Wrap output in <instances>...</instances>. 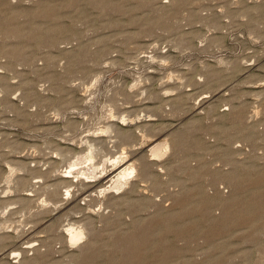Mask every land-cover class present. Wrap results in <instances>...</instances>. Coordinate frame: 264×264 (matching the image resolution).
I'll use <instances>...</instances> for the list:
<instances>
[{
  "label": "rangeland",
  "instance_id": "rangeland-1",
  "mask_svg": "<svg viewBox=\"0 0 264 264\" xmlns=\"http://www.w3.org/2000/svg\"><path fill=\"white\" fill-rule=\"evenodd\" d=\"M143 133L174 139L166 180ZM126 147L153 179L99 193ZM23 260L264 264V0H0V264Z\"/></svg>",
  "mask_w": 264,
  "mask_h": 264
},
{
  "label": "bare ground",
  "instance_id": "bare-ground-1",
  "mask_svg": "<svg viewBox=\"0 0 264 264\" xmlns=\"http://www.w3.org/2000/svg\"><path fill=\"white\" fill-rule=\"evenodd\" d=\"M148 89V88H147ZM144 91V90H143ZM252 113H253V111H252ZM112 114V113H111ZM254 114V113H253ZM257 114V113H256ZM255 115V114H254ZM113 117V116H112ZM124 118H125V116H124ZM127 120V119H126ZM111 125L110 124H107V125H105V127H104V130L105 131H110L109 132V134L113 131L112 129H110L109 130V128H111L110 127ZM114 129V128H113ZM141 131V130H140ZM143 131H145V130H143ZM113 133V132H112ZM114 134V133H113ZM118 134V136H119V133H117ZM117 134H115V135H117ZM155 135V134H154ZM154 135H152L153 137H154ZM118 136H116V137H118ZM122 136H123V134L122 135H120V137L119 138H121L122 139ZM144 136V133H143V135H142V137ZM146 136V135H145ZM170 135H168V136H165L164 138H162V139H160V140H158V141H154V140H156V139H150L149 137V139H145L144 137V141H143V146H148V147H150V148H148V160H157L158 161V164H156V163H150V164H152V165H154V167L153 168H156V167H158L159 169H161L162 171H161V176L162 177H164V178H162V179H165L166 180V176H167V167H165L164 165H161L162 163L161 162H163V158L166 160L167 158H168V156L169 155H171V153H172V148H173V140L174 139H172L171 137H169ZM124 137V136H123ZM126 137V139H129L128 138V136H125ZM159 139V138H158ZM88 144V143H87ZM91 144H92V142H91ZM141 144V143H140ZM141 144V145H142ZM90 144H88V146H89ZM93 145L94 144H92V145H90V146H92L93 147ZM138 145V144H137ZM135 146V145H134ZM140 146V145H139ZM127 148V147H126ZM125 148V149H126ZM136 148H138V147H136ZM91 149H95V146H94V148H91ZM128 149V148H127ZM91 151L93 152V153H95V150H90V148H89V152L88 153H86V154H84V156H82V157H79V158H76L75 159V161H73L70 165H69V169L72 171V167L73 166H76V165H79V163H84L85 162V164H86V168H87V170H89L90 171V173L91 172H93V170H95V165H93L94 163H92L91 161H92V159H93V155H95V154H93L92 155V153H91ZM141 151V150H140ZM126 152V151H125ZM125 152H120V154L118 155V156H116V157H114V158H106L105 160H103V162H102V165L100 166V172H104V171H109V170H111L109 173H111V172H114V176H110V178H109V180H108V185L107 186H104L102 189H100V191H99V193H102V192H105V190L107 189H110V190H112V193L113 192H116V191H118V189L120 190L124 185H126L127 186V188H128V190H131V188L133 189V187H134V185H135V182H128V180H129V178H130V176H132L133 175V172L134 171H136V178H134L133 176H132V178L133 179H135L136 181H145V180H147V179H149L151 176H150V174L149 173H147L146 172V164L145 163H143L140 159H138V158H136V159H134L133 160V158H134V156L136 155V153L138 152V149H128V154H125ZM180 155V154H179ZM173 156V155H172ZM140 158V157H139ZM94 159H95V157H94ZM94 161V160H93ZM127 161H129L128 163H127ZM82 163H81V165H82ZM106 163L107 164H109V166H110V168L109 169H106ZM80 165V166H81ZM85 166V165H84ZM78 167V166H77ZM77 167H76V169H77ZM81 168H83V165H82V167ZM86 168L84 169V171L82 172V173H84L85 172V170H86ZM13 169V168H12ZM12 169H10V171L12 170ZM158 169V170H159ZM13 171V170H12ZM70 171V172H71ZM14 172V171H13ZM46 172V171H45ZM9 173V172H8ZM89 173V174H90ZM81 174V173H80ZM85 174V173H84ZM88 174V173H87ZM159 174V175H160ZM93 175V174H92ZM95 175V174H94ZM66 175H64V177H65ZM76 176V175H75ZM81 176H82V174H81ZM11 177V176H10ZM46 177V176H45ZM168 177V176H167ZM9 178V177H8ZM67 178H68V176H67ZM152 179H153V177H151ZM170 178V177H169ZM8 180V179H7ZM173 180V179H172ZM170 182V181H169ZM36 183V182H35ZM58 184H59V182H57ZM62 183V182H61ZM60 183V184H61ZM80 183V182H79ZM165 183V182H164ZM56 184V183H55ZM143 184V183H142ZM142 184H140L139 183V185H142ZM166 184H168V182H166ZM169 184H171V183H169ZM178 184V183H177ZM62 185H64V184H62ZM213 185H215V184H213ZM51 186H52V183H51ZM60 185H58V186H55L56 188L57 187H59ZM157 186H158V188H157ZM156 186V188H157V190H158V192L157 193H155V194H158L159 193V188H161V187H159V185H157ZM164 186V185H163ZM177 186V185H176ZM44 187V186H43ZM47 187V188H46ZM49 187V185H47V186H45V188H43V189H49V191H51V193H55V192H57V190L55 191V189L53 190V187H51L52 188V190L50 189V187ZM54 187V188H55ZM168 187H170V186H168ZM172 187H173V185H172ZM181 187V186H180ZM184 187V186H183ZM92 188V187H91ZM59 189V188H58ZM167 189V188H166ZM217 189H219V188H214L213 190L214 191H216ZM151 190V189H150ZM164 190V189H163ZM172 190V189H171ZM176 190V189H175ZM220 190V189H219ZM45 191V190H44ZM156 191V190H155ZM165 191H167V190H165ZM168 191H169V189H168ZM66 192H68V190L66 189ZM86 192H87V190H86ZM107 192V191H106ZM109 192V191H108ZM129 192V191H128ZM174 192V191H173ZM178 192V191H177ZM88 193V192H87ZM117 193V192H116ZM170 193V192H169ZM180 193V192H179ZM212 193V192H211ZM214 193V192H213ZM216 193V192H215ZM68 194V193H67ZM106 194V193H105ZM108 194H110V193H108ZM107 195V194H106ZM111 195V194H110ZM116 195V194H115ZM114 195V197H116ZM166 195H168V194H166ZM175 195V194H174ZM87 196H89V194H87ZM157 196V195H156ZM162 196V195H161ZM85 197V196H84ZM97 197H98V195H97ZM106 197H108V196H106ZM110 197V196H109ZM152 197V196H151ZM92 198V197H91ZM112 198V197H111ZM116 198H118V197H116ZM163 198V197H162ZM76 199V198H75ZM83 199V198H82ZM81 199V200H82ZM85 199V198H84ZM102 199H103V197H102ZM113 199V198H112ZM119 199V198H118ZM148 199V198H147ZM150 199V198H149ZM153 199L154 198H152L151 200L153 201ZM86 200V199H85ZM114 200V199H113ZM155 200H156V197H155ZM166 200V199H165ZM43 201V200H42ZM74 201V200H73ZM89 201V200H88ZM114 201H116V200H114ZM157 201V203H158V200H156ZM160 201V200H159ZM31 202V201H30ZM104 206L106 207V206H108V207H114L113 205H115V203L113 202H108V200H106V199H104ZM116 202H118V201H116ZM120 202V201H119ZM151 202V201H150ZM155 202V201H154ZM154 202H151V204H153ZM88 203V202H87ZM156 203H154V205H155ZM162 204H163V202H162ZM162 204H159V205H162ZM42 205H44L43 203H42ZM116 206V205H115ZM45 207V206H44ZM56 207V206H55ZM117 207H119V205L118 206H116L115 208H117ZM27 209H28V207H27ZM39 210V209H38ZM32 211V210H31ZM44 211H45V209H44ZM67 211V210H66ZM70 212V211H69ZM117 212H118V210H117ZM117 212L115 213V214H117ZM120 212V211H119ZM28 213H29V210H28ZM38 213H40V212H38ZM43 213V212H42ZM113 213V212H112ZM98 214V216H99V218H103V216L105 217V215L103 214V213H97ZM96 214V215H97ZM120 214L121 213H119V217H121L120 216ZM11 215V214H10ZM39 215V214H38ZM79 215V214H78ZM27 216H30V214L29 215H27ZM26 216V217H27ZM36 216H37V214H36ZM109 216H111V212H110V214H109ZM112 216H113V214H112ZM117 216V215H116ZM132 216V215H131ZM130 216V217H131ZM79 216H77V218H78ZM28 218V217H27ZM26 218V220H28ZM30 218H31V216H30ZM82 218V217H81ZM80 218V219H81ZM101 218V219H102ZM111 218V217H110ZM114 218H115V215H114ZM4 219V218H3ZM12 219V218H11ZM5 220V219H4ZM3 220V221H4ZM85 220H86V218H85ZM105 220H107V219H105L104 218V221ZM92 221V218L90 219V222ZM101 221V220H100ZM5 222V221H4ZM3 222V223H4ZM67 223L66 224H64L65 226H63L64 228H63V235H62V237L60 236V238L62 239V241H60V242H64L65 244H67L68 245V247H70V246H72V245H74V247H75V245L77 244V243H80L81 241H83V242H81V245H80V247H83V246H87V245H89V244H87V239H88V237H89V233H91V235L92 236H94L96 233H94V235L92 234L93 232L91 231L92 230V228H88V225H90L91 226V224L88 222H86V224H88V225H84L83 223H81V224H76L75 222L76 221H66ZM78 222V221H77ZM80 222V221H79ZM107 222V221H106ZM92 223V222H91ZM105 222H103V224H104ZM6 225V224H5ZM4 225V226H5ZM107 225V224H106ZM105 225V226H106ZM4 226H2L3 228H4ZM8 226V225H7ZM33 226V225H32ZM61 226V225H60ZM34 228V227H33ZM50 228V227H49ZM103 228H104V226H103ZM4 229H6V228H4ZM26 230H28V229H26ZM35 230V229H34ZM48 230V229H47ZM55 230H57V228L55 229ZM100 230V229H99ZM25 231V230H24ZM91 231V232H90ZM95 231V230H94ZM102 231V230H101ZM20 232V231H19ZM33 232V231H32ZM45 232V231H44ZM29 233V232H28ZM56 233V232H55ZM97 233H99V232H97ZM16 234V233H15ZM33 234V233H32ZM58 234V233H57ZM22 235V234H21ZM20 235V236H21ZM31 235V234H30ZM29 235V236H30ZM52 235V234H51ZM53 235H55V234H53ZM87 235V237H86V240L84 239V236H86ZM17 236V235H16ZM19 236V235H18ZM17 236V237H18ZM26 236V235H25ZM24 236V237H25ZM28 236V237H29ZM57 235H55V238H57L56 237ZM3 237H7V235H1V238H3ZM32 237H34V236H32ZM36 237V236H35ZM92 238V237H91ZM91 238H89V239H91ZM23 239V238H22ZM26 239V238H25ZM30 239V238H29ZM47 239V238H46ZM51 240V239H50ZM50 240H48L49 241V243H50ZM57 241H58V238L56 239ZM2 241H4V240H2ZM39 241V240H38ZM46 241V240H45ZM48 241H47V243H45V246L46 247H48V245H49V243H48ZM26 242V241H25ZM40 243V242H39ZM63 243V244H64ZM90 243V242H89ZM41 244H42V241H41ZM23 245V244H22ZM28 246V245H27ZM62 246V245H61ZM77 246V245H76ZM41 247V246H40ZM40 247H39V250H40ZM63 247V246H62ZM66 247V246H65ZM27 247H25V249H26ZM29 248H30V246H29ZM36 248L37 247H34V250H33V253H34V251L36 250ZM51 248V247H50ZM24 249V248H23ZM31 249V248H30ZM33 249V248H32ZM42 249V248H41ZM48 251H51L49 248H46ZM45 249V250H46ZM84 249H85V247H84ZM38 250V248H37V251H39ZM27 251H28V249H27ZM37 251H35V252H37ZM41 251V250H40ZM53 251V250H52ZM19 253V252H18ZM17 253V255H19ZM21 253H23V255H24V253L26 254V252H25V250H24V252H21ZM43 253V252H42ZM45 254H46V251L44 252ZM43 253V254H44ZM52 253V252H51ZM50 253V254H51ZM48 254V253H47ZM35 255V254H34ZM42 254H41V252H40V254H39V256H41ZM21 256H22V254H21ZM26 256V255H25ZM37 256V255H36ZM24 257V256H23ZM23 257H21V259L23 258ZM26 257H28V256H26ZM43 257H45L44 255H43ZM43 257H42V259H43ZM34 256H33V259L31 260V261H34ZM41 258V257H40ZM69 258V257H68ZM24 259V258H23ZM29 259V258H28ZM71 259V258H70ZM26 261V260H25ZM24 260H23V264H24V262H25ZM31 261H30V263H31ZM72 261V260H71ZM21 262H22V260H21ZM27 262V261H26ZM29 263V260H28V262H27V264ZM29 263V264H30ZM20 264V263H19ZM22 264V263H21ZM31 264H33V263H31Z\"/></svg>",
  "mask_w": 264,
  "mask_h": 264
}]
</instances>
